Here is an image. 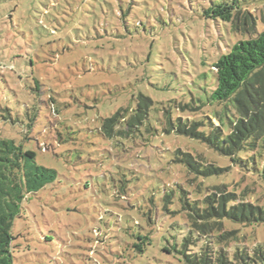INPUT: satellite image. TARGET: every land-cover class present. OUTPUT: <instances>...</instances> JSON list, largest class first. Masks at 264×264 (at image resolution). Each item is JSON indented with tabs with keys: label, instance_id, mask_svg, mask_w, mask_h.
<instances>
[{
	"label": "rangeland",
	"instance_id": "rangeland-1",
	"mask_svg": "<svg viewBox=\"0 0 264 264\" xmlns=\"http://www.w3.org/2000/svg\"><path fill=\"white\" fill-rule=\"evenodd\" d=\"M222 1L0 0V138L58 174L10 223L13 264H185L164 250L185 227L160 198L166 185L196 182L172 153L229 162L167 119L198 118L180 104L210 112L211 66L242 38L204 16ZM238 1L264 30V0ZM140 98L153 105L138 138L103 137L102 120L131 115ZM226 173L228 191L264 207L259 179ZM226 226L264 246V223ZM146 232L152 242L139 254L131 245Z\"/></svg>",
	"mask_w": 264,
	"mask_h": 264
},
{
	"label": "trees",
	"instance_id": "trees-1",
	"mask_svg": "<svg viewBox=\"0 0 264 264\" xmlns=\"http://www.w3.org/2000/svg\"><path fill=\"white\" fill-rule=\"evenodd\" d=\"M204 16L223 21L242 38L211 66L214 79L205 107L210 112L180 104L177 108L182 111L199 112L198 118H178L176 122L168 118L167 125L175 134L226 158L229 164L219 167L201 154L179 148L172 153V163L193 177L196 188L176 181L164 186L160 198L163 211L171 217L179 215L185 227L164 250L180 255L185 264H264V246H247L239 230L226 226L262 224L264 207L244 201L242 194L228 191L222 182L233 168L264 184V30H258L238 0L212 4ZM152 105L150 99L140 98L131 115L119 110L102 120L103 137L137 139ZM57 176L54 169L36 162L34 152L0 138V264H13L8 228L19 215L22 201L53 184ZM218 180L222 183L216 184ZM123 187L119 195H125ZM149 234H140L131 245L139 254L151 245Z\"/></svg>",
	"mask_w": 264,
	"mask_h": 264
}]
</instances>
